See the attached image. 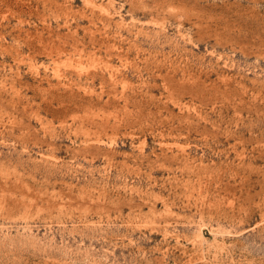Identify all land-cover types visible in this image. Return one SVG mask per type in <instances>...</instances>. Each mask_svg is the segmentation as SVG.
<instances>
[{
	"label": "rangeland",
	"instance_id": "1",
	"mask_svg": "<svg viewBox=\"0 0 264 264\" xmlns=\"http://www.w3.org/2000/svg\"><path fill=\"white\" fill-rule=\"evenodd\" d=\"M0 264H264V0H0Z\"/></svg>",
	"mask_w": 264,
	"mask_h": 264
}]
</instances>
